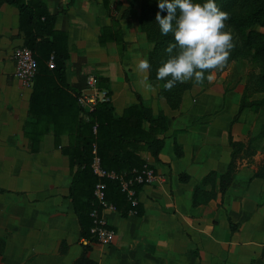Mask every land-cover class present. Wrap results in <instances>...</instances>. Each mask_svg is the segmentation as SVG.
<instances>
[{
  "label": "crops",
  "instance_id": "1",
  "mask_svg": "<svg viewBox=\"0 0 264 264\" xmlns=\"http://www.w3.org/2000/svg\"><path fill=\"white\" fill-rule=\"evenodd\" d=\"M45 1L55 15V28L67 33L68 95L88 94L92 91L87 78L93 77L96 85L98 77H105L109 90L103 89L117 114L140 97L154 115L162 112L167 117L158 158L145 154L163 181L140 188L141 215L106 211L114 230L110 244L81 237L69 198V159L61 151L68 144L70 128L60 132L58 143L49 130L35 147L31 145L25 123L30 121L32 88L22 87L15 78L12 59L13 50L22 44L18 12L2 3L0 238L5 244L0 264H83L81 259L85 264H264V177L254 176L264 163V150L257 149L250 160L237 158L224 193L217 181L203 183L210 172L227 171L229 137L245 141L249 134L242 119L233 121L231 95L226 97L213 80L207 85L194 82L179 107L172 109L159 95L160 82L137 69L147 49L136 17L121 19L118 12H111L120 24L121 50L116 40L99 42L100 28L111 25L101 0ZM66 100L64 107L70 102ZM43 117L72 121L63 110L58 116L52 112ZM196 186L216 195L195 203Z\"/></svg>",
  "mask_w": 264,
  "mask_h": 264
},
{
  "label": "trees",
  "instance_id": "2",
  "mask_svg": "<svg viewBox=\"0 0 264 264\" xmlns=\"http://www.w3.org/2000/svg\"><path fill=\"white\" fill-rule=\"evenodd\" d=\"M101 1L107 15L111 17V25L100 28L99 42L104 44L109 40H116L122 50L124 43L119 29L120 24L118 19L111 15L112 0ZM4 2L17 9L18 29L22 36L21 46L29 48L36 60V73L28 110L30 121L25 123L27 137L31 145L35 147L41 140L42 133L52 130L55 132V140L58 143L60 132L68 131L70 128L68 144L61 149L69 159L72 176L69 198L79 221L81 237L91 239L90 212L97 205L93 190L98 180L91 168L93 157L98 156L101 166L106 170H112L122 174L125 179H129L134 175V170L141 169L147 163L145 154L149 153L155 160L158 158L164 144V134L168 129L167 117L162 112L154 115L151 108L144 105L140 97L137 98V103L124 108L121 114L115 112L111 101L98 102L92 108L82 106L79 103L80 92L72 89L74 95L70 96L65 91V88H68L65 70L70 58L67 33L55 28V15L49 11L46 1L0 0V5ZM194 2L204 3L206 0H194ZM215 2L222 11L229 14L230 19L226 24L239 32L247 31L241 43L234 40L235 47L228 61L248 47L253 48L255 57L264 58V31L254 29L255 27L264 29V0H215ZM144 4L147 7L156 6L155 8L159 10L158 0H143L142 8L145 7ZM147 11L146 8L141 10L139 23L141 30L146 32L148 40L154 42L148 59L151 65L148 73L149 78L158 80L157 70L162 66L161 53L175 41L171 33L164 36L159 25L152 27L157 23L147 17ZM166 14V11L161 13L162 16ZM50 58H52V67L48 65ZM167 79L161 80L159 95L164 97L172 109H175L179 107L183 94L191 85L177 83L171 91H168L163 87ZM251 82L254 84L251 87L252 90L260 91L264 88V72L255 81L251 79ZM96 87L109 90L108 80L105 77H98ZM248 91H250L249 86L243 96L240 111L245 105L244 100ZM67 97L70 102L64 107L63 101H67ZM69 106H72L73 110ZM62 110L71 114L72 121L43 117L52 112L58 116ZM229 144L232 151L227 171L223 174L212 171L203 179V183L217 181L221 193L228 189L233 179L236 154L243 148L241 142L233 141L231 137H229ZM254 176L264 177V163ZM102 181L105 185L106 200L112 203L122 216H127L131 212L137 215L142 214L139 202L135 204L131 202L126 192L121 189L118 179L104 178ZM142 186L143 184L138 183L130 185L134 191V198L137 199ZM203 191L202 187L196 186L195 203L207 201L216 195L215 192ZM4 244L3 239L0 238V254ZM81 262L85 264L84 259H81Z\"/></svg>",
  "mask_w": 264,
  "mask_h": 264
},
{
  "label": "clouds",
  "instance_id": "3",
  "mask_svg": "<svg viewBox=\"0 0 264 264\" xmlns=\"http://www.w3.org/2000/svg\"><path fill=\"white\" fill-rule=\"evenodd\" d=\"M158 8L155 19L161 33H171L175 41L166 48L168 58L157 70L158 80L168 78L164 89L171 91L177 83L193 79L197 85L205 79L211 82V73L224 68L235 47L231 28L226 24L229 14L215 0H158ZM165 11L167 14L162 16ZM150 67L147 59H139V71L148 72Z\"/></svg>",
  "mask_w": 264,
  "mask_h": 264
},
{
  "label": "rangeland",
  "instance_id": "4",
  "mask_svg": "<svg viewBox=\"0 0 264 264\" xmlns=\"http://www.w3.org/2000/svg\"><path fill=\"white\" fill-rule=\"evenodd\" d=\"M142 5L143 0H113L112 11L114 13L118 12L117 14H120L121 19H131L133 16L136 17L138 30L144 37V44L147 49L146 55H144V57L142 56V58L148 60L153 50L154 42L148 40L146 32L141 30L139 17L141 10L146 8V10H148V13H146L147 17L150 18L151 21L157 23L155 17L159 10L155 8L156 6L147 7L144 4L145 7L143 6L142 8ZM157 25L158 23L156 25L153 24L152 27H157ZM230 28L234 40L241 43L247 31L242 30L244 32H239L232 26H230ZM254 29L264 31L261 27H255ZM234 57L235 58L227 62L223 69L215 70L211 75L213 77L212 80L219 83L220 87L217 89H223L226 97L227 95H231L232 112L236 113L233 121L242 119V122H245L248 126L249 134L247 135V139L245 141H236L243 144V148L236 154V158L243 157L250 160L253 158L257 149L264 150V88H261L260 91L252 90L251 88L254 85L251 79L255 81L264 72V58L255 57L254 50L251 47L245 48L242 53L236 54ZM167 58V52L162 51L161 62L165 61ZM207 75L208 73H206V76ZM158 81L160 85H162L161 80ZM207 81L208 80L205 79L202 84L207 85ZM194 82L193 79L185 83H190L191 85ZM248 86L250 91L247 92V97L244 100L245 105L240 111V105ZM186 92L187 90L185 93ZM262 165L258 167L257 171Z\"/></svg>",
  "mask_w": 264,
  "mask_h": 264
},
{
  "label": "built area",
  "instance_id": "5",
  "mask_svg": "<svg viewBox=\"0 0 264 264\" xmlns=\"http://www.w3.org/2000/svg\"><path fill=\"white\" fill-rule=\"evenodd\" d=\"M12 59L14 61V76L20 82L22 87L32 88L34 76L36 73V60L32 51L25 46H18L13 50ZM48 65L53 66L52 58H50ZM87 87L92 92L81 95L80 101L84 107L92 108L98 102L109 101V95L106 89H98L95 85L93 77L87 78ZM95 154V149L93 150ZM93 173L97 176L93 196L96 201V206L90 212L92 218V226L90 228L91 239L102 245H108L113 241L114 230L109 226L105 213L106 211L116 210L114 205L106 200L104 194V178L118 179L120 187L126 192L127 197L132 203H136L134 198V191L130 188L132 183L138 184H152L156 181H163V176L155 171L153 167L147 163L139 170H134V175L129 179H125L122 174H117L112 170H106L100 164L98 156H94L91 162Z\"/></svg>",
  "mask_w": 264,
  "mask_h": 264
}]
</instances>
